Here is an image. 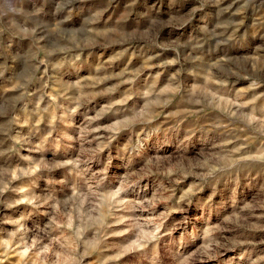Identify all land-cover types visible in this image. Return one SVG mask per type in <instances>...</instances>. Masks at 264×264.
<instances>
[{
    "label": "rangeland",
    "instance_id": "374dc122",
    "mask_svg": "<svg viewBox=\"0 0 264 264\" xmlns=\"http://www.w3.org/2000/svg\"><path fill=\"white\" fill-rule=\"evenodd\" d=\"M0 264H264V0H0Z\"/></svg>",
    "mask_w": 264,
    "mask_h": 264
}]
</instances>
